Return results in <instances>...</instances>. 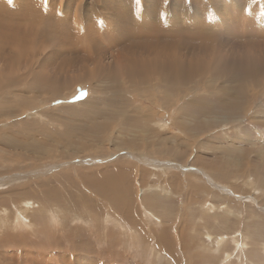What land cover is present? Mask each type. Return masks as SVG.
Returning a JSON list of instances; mask_svg holds the SVG:
<instances>
[{
  "label": "rangeland",
  "instance_id": "rangeland-1",
  "mask_svg": "<svg viewBox=\"0 0 264 264\" xmlns=\"http://www.w3.org/2000/svg\"><path fill=\"white\" fill-rule=\"evenodd\" d=\"M0 54V264H264V0H0Z\"/></svg>",
  "mask_w": 264,
  "mask_h": 264
},
{
  "label": "bare ground",
  "instance_id": "bare-ground-1",
  "mask_svg": "<svg viewBox=\"0 0 264 264\" xmlns=\"http://www.w3.org/2000/svg\"><path fill=\"white\" fill-rule=\"evenodd\" d=\"M116 1V0H115ZM122 3V2H121ZM22 27V26H21ZM21 30H23V29H21ZM26 31V30H25ZM23 34H25V33H23ZM33 35V34H32ZM25 36V35H24ZM27 36V35H26ZM29 36V35H28ZM22 38H24V37H22ZM254 40V39H253ZM259 40V39H258ZM156 42V41H155ZM262 42H263V40H262ZM245 43V42H244ZM249 43H251V42H249ZM132 44L133 43H130V45H127V46H132ZM17 46V45H16ZM133 47V46H132ZM259 48V47H258ZM26 50V49H25ZM124 50H126V49H124ZM119 52H120V50H119ZM2 53V52H1ZM115 53V52H114ZM247 53V52H246ZM1 55V54H0ZM247 56H249V54L247 53L246 54ZM13 56H14V53H13ZM2 57V56H1ZM82 57V56H81ZM8 58V57H7ZM87 58V57H86ZM99 58V57H98ZM101 60V59H100ZM11 61V60H10ZM97 64V63H96ZM95 66V65H94ZM102 101V100H101ZM103 102H104V100H103ZM93 107V106H92ZM95 109V108H94ZM96 110V109H95ZM98 117V116H97ZM142 134V133H141ZM34 189V188H33ZM102 192V191H101ZM16 200V199H15ZM11 202V201H10ZM15 207H16V205H14ZM26 207V206H25ZM16 209L18 210V208L16 207ZM16 209H14V210H16ZM17 212V211H16ZM18 213V212H17ZM49 213V216H50V218H49V220H51V219H54V217H56L58 214H56V212H53V213H51V212H48ZM69 213H71L70 211L67 213V215L69 214ZM56 215V216H55ZM74 215V214H73ZM86 217H84V219H85ZM72 220H73V222L75 221V220H79V217H75V215H74V218H72ZM13 221H15V222H23V223H26V221H25V218H24V216H22V214L20 215V216H15V215H13ZM88 222L89 221H85V224H86V226H88ZM83 223V222H82ZM27 225H30V224H27ZM32 229V228H31ZM30 229V230H31ZM52 232H53V229L51 230ZM93 231V230H92ZM36 233V232H35ZM72 233V232H71ZM75 234V233H74ZM72 236V235H71ZM122 236V235H121ZM51 240V241H50ZM54 240H56V237L54 238L53 236H51V233L49 232L48 234H47V241L48 242H51L50 244H52L53 243V241ZM55 244V243H54ZM53 244V245H54ZM156 245V244H155ZM50 246H52V245H50ZM159 247V246H158ZM29 258V257H28ZM190 264V263H189Z\"/></svg>",
  "mask_w": 264,
  "mask_h": 264
},
{
  "label": "snow or ice",
  "instance_id": "snow-or-ice-1",
  "mask_svg": "<svg viewBox=\"0 0 264 264\" xmlns=\"http://www.w3.org/2000/svg\"><path fill=\"white\" fill-rule=\"evenodd\" d=\"M12 2V0H9V3H11ZM164 3H165V5H167V3H168V0H164ZM164 15H165V13L164 12H161L160 13V16H161V18H163L164 17Z\"/></svg>",
  "mask_w": 264,
  "mask_h": 264
}]
</instances>
